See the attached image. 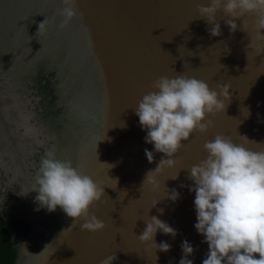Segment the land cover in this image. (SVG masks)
Segmentation results:
<instances>
[{"label": "water", "instance_id": "obj_1", "mask_svg": "<svg viewBox=\"0 0 264 264\" xmlns=\"http://www.w3.org/2000/svg\"><path fill=\"white\" fill-rule=\"evenodd\" d=\"M207 2L75 0L78 14L62 26V0H0V215L11 247L3 264H179L185 240L194 249L187 258L202 264L208 244L194 227L188 169L206 158L203 144L217 134L264 150V52L246 49L254 15L235 18L231 32L224 22L231 17L217 12L221 34L213 36L197 8ZM181 74L210 89L228 83L230 101L206 116L213 121L206 132L182 141L154 187L146 174L168 157L145 142L135 108L157 78ZM51 149L103 188L89 208L103 229L81 230L80 220L71 227L59 206L48 211L36 201L31 190ZM151 216L176 230L154 237L170 250L138 239Z\"/></svg>", "mask_w": 264, "mask_h": 264}, {"label": "clouds", "instance_id": "obj_2", "mask_svg": "<svg viewBox=\"0 0 264 264\" xmlns=\"http://www.w3.org/2000/svg\"><path fill=\"white\" fill-rule=\"evenodd\" d=\"M62 3L64 6L58 13L64 17L63 26L78 11L75 0H62ZM197 8L199 16L213 24L209 29L213 36L221 34L220 24L216 22L217 12L231 17L224 21L231 32L237 30L235 18L253 14L255 35H249L246 49L254 48L257 55L264 52V34L261 33L264 0H208L206 4H198ZM45 23L44 20L39 24V31L45 29ZM242 24V30L248 33L244 19ZM152 88L155 91L143 95L135 114L141 127L147 129L145 142L152 143L155 151L168 157L161 159L158 166L146 174L144 182L156 187L155 174L165 166L175 165L173 157L182 141L188 140L194 131L204 133L213 125L211 119H206L207 115L224 112V101H230V85L218 83L216 89H210L205 81L181 74L175 78L160 76ZM249 114L247 109L246 117ZM241 138L249 141L246 136ZM203 148L207 152L206 158L188 169V178L194 181L189 187L190 191H195L194 227L208 244L202 264H264V150L246 149L229 136L220 134L212 141H205ZM145 155L151 162L153 152L145 149ZM35 183L38 187L31 191L37 192L36 201L48 211L59 206L73 218L71 227L80 220L83 221L79 224L81 230L95 232L104 228V222L89 212L90 206L101 200L103 188L73 167L70 160L57 158L54 149L47 150L41 157ZM168 196L174 201L179 193L173 189ZM145 223L138 239L152 241L161 251L170 250L167 242L157 244L154 237L158 230L172 236L176 235V230L156 216H151ZM181 249L183 255L179 264H193L187 258L194 251L191 244L182 241ZM254 254H259L258 258Z\"/></svg>", "mask_w": 264, "mask_h": 264}, {"label": "trees", "instance_id": "obj_3", "mask_svg": "<svg viewBox=\"0 0 264 264\" xmlns=\"http://www.w3.org/2000/svg\"><path fill=\"white\" fill-rule=\"evenodd\" d=\"M10 254H11V247H10L6 227L4 225V220L0 215V264L6 262Z\"/></svg>", "mask_w": 264, "mask_h": 264}]
</instances>
